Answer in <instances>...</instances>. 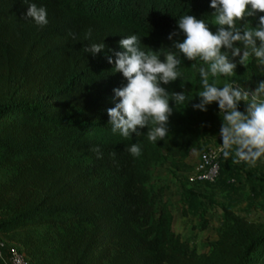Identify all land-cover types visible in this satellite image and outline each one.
<instances>
[{
    "label": "trees",
    "instance_id": "trees-1",
    "mask_svg": "<svg viewBox=\"0 0 264 264\" xmlns=\"http://www.w3.org/2000/svg\"><path fill=\"white\" fill-rule=\"evenodd\" d=\"M28 3L46 9V25L25 16L24 0H0V236L31 264H264V221L224 206L217 238L200 251L174 229L168 186L154 181L158 165L192 171V153L216 143L223 123L218 104L207 111L193 107L200 102L203 61L173 48L184 38L179 17L211 22V0ZM261 15L237 26L255 27ZM172 33L177 35L169 39ZM133 34L142 50L156 51L162 60L176 51L183 77L161 86L189 99L180 106L170 99L169 133L155 144L147 126L139 137L125 139L109 124L113 89L127 80L107 57L115 59L123 50L120 39ZM93 43L104 49L87 52ZM229 57L236 63L232 83L255 90L264 81L254 57L247 66ZM133 143L141 146L139 157L127 151ZM223 170L222 164L221 176Z\"/></svg>",
    "mask_w": 264,
    "mask_h": 264
},
{
    "label": "clouds",
    "instance_id": "clouds-1",
    "mask_svg": "<svg viewBox=\"0 0 264 264\" xmlns=\"http://www.w3.org/2000/svg\"><path fill=\"white\" fill-rule=\"evenodd\" d=\"M26 17L37 25L48 23L44 7L28 3ZM210 7L215 9L211 22L185 14L179 17L178 26L184 38L174 42L173 48L189 60L203 61L198 69L201 89L198 92L200 102L194 104L195 109L207 111V106L218 103L222 126L220 152L225 159L231 158L233 163L244 162L255 166L264 158V81L249 92L236 83L225 82L222 87L209 77H231L235 74L236 63L230 57H239V63L248 65L250 57H254L261 72H264V15L259 16L258 24L253 27L244 24L243 29L237 22L256 13H264V0H211ZM210 24L217 25L216 31ZM227 26V27H226ZM177 33L169 35V39ZM75 39V34H72ZM241 42L243 48L236 47ZM259 42V45L257 44ZM140 38L133 34L124 36L119 41L122 51L115 52V59L108 56V63L114 64L113 72L122 73L127 80L123 87L113 89V107L107 109L109 124L113 133H119L127 139L141 135L140 129L149 128L147 139L155 144L165 140L169 133V118L173 114L170 99L177 106L188 102L184 93H169L161 85H167L183 77L178 70L181 60L176 51L161 54L156 51H145L140 48ZM104 49L103 43H93L86 51L96 55ZM227 49V51H222ZM242 52V55H241ZM195 67V65H193ZM247 105L244 111L239 108L240 102ZM92 151L97 158H102L99 146ZM133 157L142 154L141 146L133 143L127 147Z\"/></svg>",
    "mask_w": 264,
    "mask_h": 264
},
{
    "label": "rangeland",
    "instance_id": "rangeland-1",
    "mask_svg": "<svg viewBox=\"0 0 264 264\" xmlns=\"http://www.w3.org/2000/svg\"><path fill=\"white\" fill-rule=\"evenodd\" d=\"M214 81L221 87L225 82L232 83L230 77L225 76L214 77ZM243 87L249 92L254 91L249 86ZM214 104L218 103L209 105ZM246 107L241 101L240 110L244 111ZM200 151H194L189 158L193 165L198 161ZM223 168L221 178L212 184L194 180V169L180 172L170 163L158 165L154 171V181L168 186L166 197L174 211V229L182 236L190 237L200 251L208 249L206 241L217 238L224 206L251 221H264V158L255 166L244 162L235 164L229 158L223 162Z\"/></svg>",
    "mask_w": 264,
    "mask_h": 264
},
{
    "label": "built area",
    "instance_id": "built-area-1",
    "mask_svg": "<svg viewBox=\"0 0 264 264\" xmlns=\"http://www.w3.org/2000/svg\"><path fill=\"white\" fill-rule=\"evenodd\" d=\"M238 87H243L236 84ZM244 88V87H243ZM221 137L218 135L217 143L210 144L199 152V158L194 165L193 179L204 183H215L221 177L222 164L225 160L220 152ZM0 259L4 264H31L25 253L16 246L0 238Z\"/></svg>",
    "mask_w": 264,
    "mask_h": 264
}]
</instances>
